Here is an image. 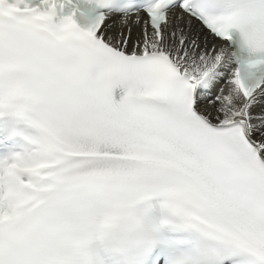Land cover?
Returning <instances> with one entry per match:
<instances>
[{
  "label": "snow or ice",
  "instance_id": "obj_1",
  "mask_svg": "<svg viewBox=\"0 0 264 264\" xmlns=\"http://www.w3.org/2000/svg\"><path fill=\"white\" fill-rule=\"evenodd\" d=\"M0 264H264V0H0Z\"/></svg>",
  "mask_w": 264,
  "mask_h": 264
}]
</instances>
